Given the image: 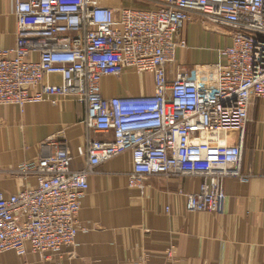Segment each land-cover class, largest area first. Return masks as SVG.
I'll return each instance as SVG.
<instances>
[{
	"label": "built area",
	"instance_id": "obj_1",
	"mask_svg": "<svg viewBox=\"0 0 264 264\" xmlns=\"http://www.w3.org/2000/svg\"><path fill=\"white\" fill-rule=\"evenodd\" d=\"M134 1L142 6L14 0L17 42L0 49V107L23 110L76 98L85 104L87 130L110 137L88 139L78 149L87 157L82 170L72 169L75 157L56 138L44 143V157L20 165L16 173L37 184L0 192V255L23 258L74 246L89 178L125 153L133 164L129 188L142 195L151 176L202 179L196 193L179 192L189 213L220 214L224 180L251 179L243 156L250 107L264 100V0ZM193 14L229 29L232 43L218 51L220 63L197 66L193 78L178 71L169 80V65L187 47L180 36ZM127 70L152 74L154 95L104 97L103 79Z\"/></svg>",
	"mask_w": 264,
	"mask_h": 264
},
{
	"label": "crops",
	"instance_id": "obj_2",
	"mask_svg": "<svg viewBox=\"0 0 264 264\" xmlns=\"http://www.w3.org/2000/svg\"><path fill=\"white\" fill-rule=\"evenodd\" d=\"M206 32L219 35L216 46H208ZM180 37L187 47L179 49L169 65V80L178 71L193 78L197 66L220 63L218 51L232 43L229 29L203 23L198 14L191 15ZM16 42L15 2L0 0V49L13 48ZM50 79L61 81L59 76ZM154 91L150 73L127 70L102 81L106 98L152 96ZM85 121V104L76 98L57 105L44 101L23 110L0 107V192L12 195L36 186L35 177L24 178L16 171L44 157L43 145L51 138L66 144L75 157L72 169L82 170L87 157L79 156L78 149L85 148L88 139L110 137L88 131ZM132 165L131 154L125 153L95 169L81 200V231L74 246L43 255L29 251L23 258L4 253L0 264H264V100L253 101L245 131L243 172L251 179L224 180L220 214L187 212V197L179 192L196 193L200 178L155 175L146 180L143 195L130 189Z\"/></svg>",
	"mask_w": 264,
	"mask_h": 264
},
{
	"label": "rangeland",
	"instance_id": "obj_3",
	"mask_svg": "<svg viewBox=\"0 0 264 264\" xmlns=\"http://www.w3.org/2000/svg\"><path fill=\"white\" fill-rule=\"evenodd\" d=\"M93 3H97V2H107L111 5H114L116 7H127V8H138L142 5H140L138 2L134 1V0H130L131 3H126L125 0H91ZM218 32V31H217ZM202 35L204 36L205 35V32H201ZM207 33V32H206ZM207 37H208V40H209V44L208 46L209 47H212V46H216L217 45V40L219 38V35L216 33H207ZM213 42L215 43L213 45Z\"/></svg>",
	"mask_w": 264,
	"mask_h": 264
}]
</instances>
